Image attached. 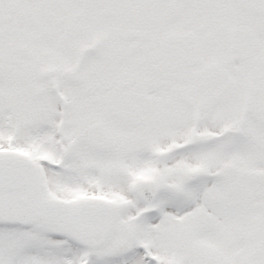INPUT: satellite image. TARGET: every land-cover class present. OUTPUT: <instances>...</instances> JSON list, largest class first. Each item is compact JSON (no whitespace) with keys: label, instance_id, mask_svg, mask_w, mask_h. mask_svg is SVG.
<instances>
[{"label":"snow or ice","instance_id":"obj_1","mask_svg":"<svg viewBox=\"0 0 264 264\" xmlns=\"http://www.w3.org/2000/svg\"><path fill=\"white\" fill-rule=\"evenodd\" d=\"M0 264H264V0H0Z\"/></svg>","mask_w":264,"mask_h":264}]
</instances>
